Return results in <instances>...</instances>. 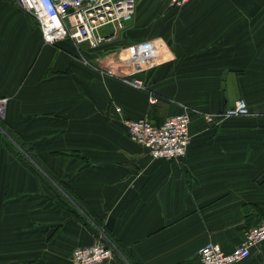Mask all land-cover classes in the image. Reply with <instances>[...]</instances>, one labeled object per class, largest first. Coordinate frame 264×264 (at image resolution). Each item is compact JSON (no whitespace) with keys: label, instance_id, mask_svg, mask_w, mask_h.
Returning <instances> with one entry per match:
<instances>
[{"label":"crops","instance_id":"obj_1","mask_svg":"<svg viewBox=\"0 0 264 264\" xmlns=\"http://www.w3.org/2000/svg\"><path fill=\"white\" fill-rule=\"evenodd\" d=\"M144 42L147 62L130 51ZM239 98L252 115L205 119ZM0 99V118L76 199L0 137V264H75V248L103 240L116 249L103 264H201L205 244L232 251L264 220V0H137L125 29L80 50L46 44L17 0H0ZM186 110L182 158H153L130 138L127 119ZM239 264H264V242Z\"/></svg>","mask_w":264,"mask_h":264},{"label":"built area","instance_id":"obj_2","mask_svg":"<svg viewBox=\"0 0 264 264\" xmlns=\"http://www.w3.org/2000/svg\"><path fill=\"white\" fill-rule=\"evenodd\" d=\"M38 24L46 44H58L70 40L77 47L87 44L90 49L100 47L118 31L126 28L134 18L137 0H17ZM190 0H171L175 6H183ZM111 25L110 34L101 29ZM131 53L139 60L147 62L152 55L149 42L130 47ZM81 55L82 51H81ZM83 59L89 62L85 57ZM110 73L116 75L113 71ZM125 82L147 90L146 81L139 76L119 75ZM158 100L151 96V102ZM6 99H0V109ZM122 109L118 107V111ZM253 112L244 98L237 99L233 105L217 112L204 113L209 122L229 117L250 116ZM190 114L182 113L165 118L155 124L147 117L127 119L130 138L149 150L156 159H180L186 155L190 142ZM104 237V236H103ZM264 242V220L245 231L241 244L232 251H225L220 244L209 242L200 252L201 264H239L246 260L252 248ZM116 249L108 241L79 246L71 254L75 264H103L111 259Z\"/></svg>","mask_w":264,"mask_h":264},{"label":"trees","instance_id":"obj_3","mask_svg":"<svg viewBox=\"0 0 264 264\" xmlns=\"http://www.w3.org/2000/svg\"><path fill=\"white\" fill-rule=\"evenodd\" d=\"M148 119H150V118H148ZM151 121H153V120H151ZM154 123L155 124H160L161 122H159V123L154 122ZM0 137H1L2 142H4L9 147V149L13 152V154H15L24 164H26L27 166H29L35 173H37L41 177V179H43L44 181H46V183L52 189H54L57 194L60 192L57 189V187H58V188H61V190H63L65 193H68V195L72 199H75L74 198V195H72L68 191V188H67L66 184H64V182H62L61 180H59V178L57 176H55L53 174V172L50 171L47 168V166L42 161H40L37 158L36 154L30 153L31 152V149L29 148L28 144L26 142H24L22 140V138L15 131H13L10 127H8L1 118H0ZM54 183L57 185V187L54 185ZM60 193L62 194V196L64 198L68 199L67 197L64 196V194L62 192H60ZM75 201H76V199H75ZM75 204L78 205V206H81L84 209V206L80 202H77ZM70 207H72L73 209L72 208L71 209L73 211H75V213H77V215H78L79 218L82 219V217L79 215V213L77 212V210H75V209H77V207L74 204H72V203H71V206ZM87 214H88V212H87ZM91 218L93 219L92 221L96 225H98L99 227H101L100 222L94 216L91 217ZM83 221H85L86 224H88V225L91 226V223L89 221H87V218H84ZM93 230L95 232V235H97V236L100 235L99 234V231L97 229L93 228Z\"/></svg>","mask_w":264,"mask_h":264},{"label":"rangeland","instance_id":"obj_4","mask_svg":"<svg viewBox=\"0 0 264 264\" xmlns=\"http://www.w3.org/2000/svg\"><path fill=\"white\" fill-rule=\"evenodd\" d=\"M111 30L113 31V27L111 25H108V26L102 28L101 32L106 33L107 31H111ZM77 212L79 213L80 216H84V214H85V212L79 207L77 208ZM105 236L109 238V236L107 234Z\"/></svg>","mask_w":264,"mask_h":264}]
</instances>
